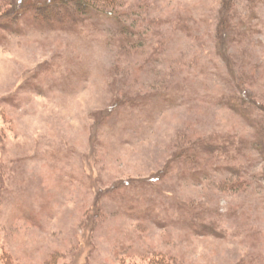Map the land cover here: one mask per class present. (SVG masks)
Wrapping results in <instances>:
<instances>
[{
	"label": "rangeland",
	"instance_id": "374dc122",
	"mask_svg": "<svg viewBox=\"0 0 264 264\" xmlns=\"http://www.w3.org/2000/svg\"><path fill=\"white\" fill-rule=\"evenodd\" d=\"M19 1L0 0V264H264V0H31L67 22Z\"/></svg>",
	"mask_w": 264,
	"mask_h": 264
},
{
	"label": "trees",
	"instance_id": "16d2710c",
	"mask_svg": "<svg viewBox=\"0 0 264 264\" xmlns=\"http://www.w3.org/2000/svg\"><path fill=\"white\" fill-rule=\"evenodd\" d=\"M50 1H54V0H50ZM38 5L42 6L41 9H43V11H44L43 16H44V18L46 20H48V18H50L49 21H51V22H56V20L67 22V20H65L67 18V17H65V15H57V14L52 15L50 12H47L46 8L43 7L44 5H46V3H43L42 1H38L37 2V1H31V0H20L19 3H17V7L15 6L14 8H12L10 15L13 16V17L18 16V19L19 18L21 19L23 12L27 11L28 8H32V7H35V6H38ZM85 12H87V9H86ZM77 14H79V13H78V11L75 10V11L71 12L68 15L69 19H71L70 23L75 22L77 20V18H76ZM44 18L41 17L42 20ZM230 22L231 21H228V22L226 21V23L224 25V28L226 29L225 32H224V36H225L226 40L228 39V41H229V39L231 38V35H232V25H230L231 24ZM223 49H225V51H226L227 47L224 45ZM243 97H244L245 100L244 99L242 100V96H241L240 98L239 97L238 98H234L235 101H232V102L234 104H236V106H240L239 103H242L241 107L242 106H246L248 101L249 102H253V103L255 102L246 94H243ZM122 105H123V102L121 100L113 103L111 105V107L108 109L109 115L110 116L113 115V113L115 111H117L118 108H120ZM261 128H262V130H261L260 140L257 141V146H258V149L260 150V152L264 155V128L263 127H261ZM203 145H204L203 147H204L205 150L213 151V152H216V153H217V151H220L222 149L219 146H216V145H213V144L204 143ZM203 152H204V150H202V151H200L197 154H194L192 156L194 157V159L197 162H201L202 163L204 161V159L201 157ZM129 184H133V182L130 181Z\"/></svg>",
	"mask_w": 264,
	"mask_h": 264
}]
</instances>
